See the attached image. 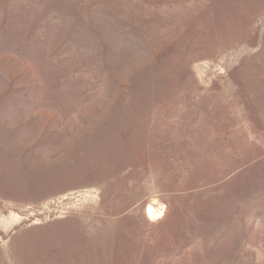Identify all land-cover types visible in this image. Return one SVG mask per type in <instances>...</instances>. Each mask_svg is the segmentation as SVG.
Returning a JSON list of instances; mask_svg holds the SVG:
<instances>
[{"label":"rangeland","instance_id":"374dc122","mask_svg":"<svg viewBox=\"0 0 264 264\" xmlns=\"http://www.w3.org/2000/svg\"><path fill=\"white\" fill-rule=\"evenodd\" d=\"M0 264H264V0H0Z\"/></svg>","mask_w":264,"mask_h":264},{"label":"bare ground","instance_id":"6f19581e","mask_svg":"<svg viewBox=\"0 0 264 264\" xmlns=\"http://www.w3.org/2000/svg\"><path fill=\"white\" fill-rule=\"evenodd\" d=\"M156 203L148 204L145 208V214L148 218H160L162 215V207H155Z\"/></svg>","mask_w":264,"mask_h":264}]
</instances>
